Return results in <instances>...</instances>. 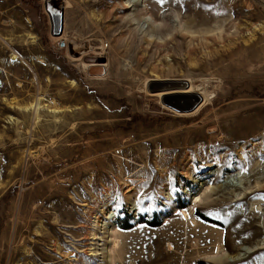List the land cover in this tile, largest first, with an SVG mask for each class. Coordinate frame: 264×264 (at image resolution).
<instances>
[{
	"label": "rangeland",
	"instance_id": "obj_1",
	"mask_svg": "<svg viewBox=\"0 0 264 264\" xmlns=\"http://www.w3.org/2000/svg\"><path fill=\"white\" fill-rule=\"evenodd\" d=\"M190 86L211 95L199 113L198 94L152 97ZM263 247L264 0H0V264H264Z\"/></svg>",
	"mask_w": 264,
	"mask_h": 264
},
{
	"label": "bare ground",
	"instance_id": "obj_2",
	"mask_svg": "<svg viewBox=\"0 0 264 264\" xmlns=\"http://www.w3.org/2000/svg\"><path fill=\"white\" fill-rule=\"evenodd\" d=\"M140 1H142V0H113V2H116V8L119 11L120 10L121 11L131 10L133 7H135L137 4H139ZM67 5L68 4L65 5L66 8H67ZM62 8H64V7L62 6ZM53 40L56 41L57 43L59 41V39H57V40L56 39H53ZM148 41H151V38L148 39ZM156 41H159L161 44H163V41H161V39H158L157 38ZM82 57H85V56H82ZM88 68H89L88 65L83 64L84 71L86 69H88ZM194 94H198L200 97H202L201 104L194 111V113H199V112H201L202 110H204L209 105L208 101H209V99L211 100L212 98H210L211 95L206 94L205 91L199 93V90L198 89H195L193 86H190L189 88H186V89H183V90L178 89V90H172V91L171 90L161 91V92H158L156 94H152L153 95L152 97L158 99L159 101H162V100H167V97L177 96L176 97L177 99H182V100L185 101L187 99H190L192 97V95H194ZM29 107H32V104ZM174 114H175V116L177 118H188V117L192 116L193 113H174ZM235 132H236L237 135H228V138H230L232 140H235L237 138H246V137H248V134L251 133L250 131H247L245 129H239V130H237ZM228 170H226V171H228ZM180 175L184 179H186V180H189V178L191 177V174L189 173L188 170L187 171L182 170L181 173H180ZM238 182L241 183L242 180H239ZM125 187H127L129 189V186L125 185ZM224 187L225 188H231V189L232 188H237L238 190L240 189L239 186H236L232 182L225 183L224 184ZM132 190H133V188L132 189H129V191L127 190L126 193H130ZM254 193H255V191L252 192V191L248 190V192L244 193V196L243 197L238 196V199L236 201H234V202H239V201L243 200L245 197H248V196L251 197ZM197 202L200 203L201 201H197ZM222 202H223V200L218 201V202L213 200L211 202V206L212 205L217 206L218 204H220ZM217 209L219 211L221 210L218 206H217ZM258 211H259V208H258ZM183 216H184V218H186V214L185 213H183ZM223 216L226 217L227 216V213H224ZM238 217L239 216H235L233 218V220L238 219ZM190 231L191 232H197V237L198 238H202V239L209 238L208 239V244L215 245V249L217 251H221V248L218 245V240L211 239L209 236L202 237V234L200 233L202 231L201 228L198 227L196 229H190ZM194 235H195V233L193 234V236ZM94 237H96V235H94ZM95 239H98V238H94V240ZM257 250H264V247L263 248H258ZM240 258H241L240 256H237V258H226V256L220 254V255L216 256L215 258H212L210 260V262H208V263H212V264H234V263H237V262L244 261V260H242ZM242 258H244V259L246 258V252H244V256Z\"/></svg>",
	"mask_w": 264,
	"mask_h": 264
},
{
	"label": "water",
	"instance_id": "obj_3",
	"mask_svg": "<svg viewBox=\"0 0 264 264\" xmlns=\"http://www.w3.org/2000/svg\"><path fill=\"white\" fill-rule=\"evenodd\" d=\"M54 2H51L50 6L47 5V4H49V1L46 2L45 9H46V12L50 16V20L53 24V30L57 32L56 37H60L62 34V31H63V15L59 12L61 10H59L55 6ZM59 47L64 48L65 46H64V44H60ZM100 63H101L100 60H97V59H85L84 64L89 66V68L86 71L87 76L103 77L105 75V70L103 68V64H100ZM198 105H196L194 107V109H196L198 107Z\"/></svg>",
	"mask_w": 264,
	"mask_h": 264
},
{
	"label": "trees",
	"instance_id": "obj_4",
	"mask_svg": "<svg viewBox=\"0 0 264 264\" xmlns=\"http://www.w3.org/2000/svg\"><path fill=\"white\" fill-rule=\"evenodd\" d=\"M152 227H153V228H154V227H157V225H155V226H152Z\"/></svg>",
	"mask_w": 264,
	"mask_h": 264
}]
</instances>
